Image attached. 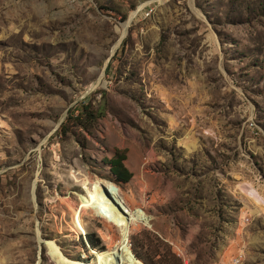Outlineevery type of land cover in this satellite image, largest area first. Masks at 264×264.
<instances>
[{
	"label": "rangeland",
	"instance_id": "obj_1",
	"mask_svg": "<svg viewBox=\"0 0 264 264\" xmlns=\"http://www.w3.org/2000/svg\"><path fill=\"white\" fill-rule=\"evenodd\" d=\"M102 91L91 132L62 133ZM99 183L143 214L133 254L264 264V0H0V264L116 245Z\"/></svg>",
	"mask_w": 264,
	"mask_h": 264
},
{
	"label": "bare ground",
	"instance_id": "obj_2",
	"mask_svg": "<svg viewBox=\"0 0 264 264\" xmlns=\"http://www.w3.org/2000/svg\"><path fill=\"white\" fill-rule=\"evenodd\" d=\"M92 197L94 202H96L95 213L119 227L121 234L119 242L111 248L97 253L92 263L68 259L59 250L52 247L51 251L54 258H56L60 264H143V262L137 259L132 253L128 243L130 222L132 219H142V212L139 209L134 212L130 211L124 203L120 200L118 201L117 198L100 183L92 186ZM127 215H130V218L127 217Z\"/></svg>",
	"mask_w": 264,
	"mask_h": 264
},
{
	"label": "trees",
	"instance_id": "obj_3",
	"mask_svg": "<svg viewBox=\"0 0 264 264\" xmlns=\"http://www.w3.org/2000/svg\"><path fill=\"white\" fill-rule=\"evenodd\" d=\"M103 103L99 106L93 107L92 104L85 101L80 102L78 105L71 107L68 110L66 119L62 122L60 130L66 134L68 132L75 133L76 129L80 130V136H83V132L90 133L91 129L95 126L98 120L105 115V101L106 92L102 91ZM77 111V114H75ZM74 129V130H73ZM83 131V132H82ZM83 145V143L81 142ZM126 159L125 150L116 149L111 158L106 159V163L109 165L111 174L114 176V180L119 182H128L132 173L124 164ZM90 238V243L95 246V241ZM94 251L96 248H91ZM100 250V249H96ZM136 258L141 259L144 264H182L180 256L173 252L170 247L166 248L161 254L155 251L154 254L140 255L133 250Z\"/></svg>",
	"mask_w": 264,
	"mask_h": 264
}]
</instances>
